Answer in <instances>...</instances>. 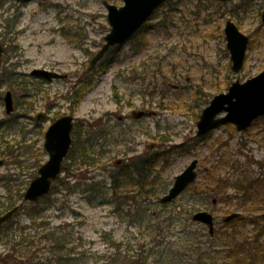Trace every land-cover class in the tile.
<instances>
[{
    "label": "rangeland",
    "instance_id": "obj_1",
    "mask_svg": "<svg viewBox=\"0 0 264 264\" xmlns=\"http://www.w3.org/2000/svg\"><path fill=\"white\" fill-rule=\"evenodd\" d=\"M105 2L123 5L122 0H0V41L6 46L0 60V146H12V155H0L5 159L0 213L9 200L21 203L20 194L48 160L44 134L54 119L74 117L77 150L64 162L72 175L63 172L48 198L35 207L25 204L10 221L8 237L0 233L3 256L10 237L24 236L34 264H159L168 247L181 251L189 232L206 240L207 226L176 220V207L193 203V187L207 192L213 178L235 181L245 170L264 172V116L244 131L225 124L205 138L196 137L200 114L215 95L264 70V0H169L146 23L144 37L115 47L92 66L110 31ZM228 20L251 37L238 73L232 70L224 34ZM35 69L66 77L48 81L32 75ZM7 91L15 106L9 115L3 98ZM75 92L80 96L77 103ZM133 110L154 114L136 123ZM39 113L50 121L37 122ZM122 115L127 119L119 124ZM83 148L93 152L98 163H81ZM142 152L160 156L154 167L157 193L151 197L143 194L146 186L125 184L126 176L115 166L123 159L131 170V159ZM194 159L199 161L196 182L172 204L161 205L159 198ZM116 177L123 186L118 191ZM228 186L229 197L212 194L196 209L215 216L219 248L220 237L231 230V223H223L226 216L264 212L262 205L245 203L236 188ZM141 206L149 213L142 214ZM170 215L176 224L165 228L163 216ZM154 219L160 224L154 225ZM253 229L251 223L242 226L248 235Z\"/></svg>",
    "mask_w": 264,
    "mask_h": 264
},
{
    "label": "water",
    "instance_id": "obj_2",
    "mask_svg": "<svg viewBox=\"0 0 264 264\" xmlns=\"http://www.w3.org/2000/svg\"><path fill=\"white\" fill-rule=\"evenodd\" d=\"M16 1L29 2L32 0ZM123 1L125 4L120 7L105 2L111 29L105 36L104 45L93 57L92 65H96L110 48L124 44L130 39L149 20L155 10L167 0ZM262 20L264 21V10ZM224 33L227 48L231 55L232 69L234 72H240L245 64L250 37L242 32L232 20L226 22ZM5 51L6 48L0 41V59ZM32 74L49 81L53 78L65 77L43 69H35ZM4 100L7 113H12L14 111V101L11 91L6 93ZM223 113L226 114L221 116ZM150 114L151 112L141 111L138 116ZM261 116H264V71L245 82L237 80L231 84L227 92L215 95L210 104L202 111L200 120L197 123V136H204L215 128L228 123L235 124L239 131H244ZM36 119L42 123L48 121L45 113H39ZM73 127L74 117L72 115L62 116L48 127L45 133L44 148L48 152L49 159L40 167L38 176L31 181L27 188L24 194L25 202H37L51 191L52 184L61 174L63 162L72 147ZM4 164L5 160L0 159V168ZM197 165L198 160L195 159L181 174L176 176L173 186L160 199V203L168 204L174 201L197 179ZM216 201L214 200V203ZM19 208L20 206H16L1 215L0 226L11 220ZM238 216V213H233L225 218V222H229ZM193 219L207 225L210 234H214L215 217L212 213L201 210L193 215Z\"/></svg>",
    "mask_w": 264,
    "mask_h": 264
},
{
    "label": "trees",
    "instance_id": "obj_3",
    "mask_svg": "<svg viewBox=\"0 0 264 264\" xmlns=\"http://www.w3.org/2000/svg\"><path fill=\"white\" fill-rule=\"evenodd\" d=\"M145 26L146 24L135 34L134 38H137L138 36L144 37ZM76 94L77 93L75 92V103H77L80 98V96L77 94L78 99H76ZM3 126L4 122L0 121V128ZM181 146L183 145L178 146V148ZM11 147L12 146L8 144H6L4 148H1L0 146V155L5 157L12 155ZM76 151L75 142H73L69 156L76 155ZM159 157V154L156 153L137 155L131 159V170H129V167L125 165L120 169L118 174L120 173L126 176L128 181H125V184H127L129 181H132L139 187L143 188L146 186V190H144L143 194H145L146 197H151L157 193V188L155 185L156 181L157 183L159 182V180H157L159 175L154 170V167L156 166ZM79 161L83 164L95 165L98 163L99 158L87 148H83L79 154ZM260 164L262 167V163ZM62 171L66 172L68 175H72L73 173L71 168H69V166L66 167L65 164L63 165ZM57 181H60V177L56 180V182ZM55 183L53 188L56 187ZM120 183L121 182H119L118 177L114 178V188L116 191L121 190L120 188L123 187ZM209 185L210 187L207 192L200 190L198 187H193V190L190 192V197H192L193 203H191L190 208L186 207L185 209L178 205V207L175 209L176 214H178L176 220L180 219L185 222L190 221L192 223H196L192 220V215L196 211L201 199L207 200L212 194L220 196V198L229 197L228 185H232L234 188H236L237 192L243 197L242 199L245 201V203L257 202L259 205H262V209H264V172L253 173L252 171L245 170L235 181L223 177L218 179L213 178ZM92 191L98 192V189L93 187ZM23 195V193L20 194L21 199L23 198ZM44 198H48V195ZM90 202L92 203L94 200H90ZM135 202L137 203V199H135ZM16 205V201L9 200V203L6 205L7 209L4 212L10 210ZM29 205L33 207L36 206L35 204ZM149 210L150 209L147 207L144 208L141 206L142 214L149 213ZM37 212L35 211V213ZM2 213H0V215ZM263 213L257 216L240 215L239 217L233 219L230 223H237V225L233 226L230 224V233H226L225 236H222L219 239L220 243L222 244V248L217 246L216 233L214 236L204 234L206 240L205 242H202L200 239V237H203L201 236L202 234H199L200 236H198V233L196 232H189L186 238L183 239L184 243L180 252L179 250L174 249V246H170L168 249H166L165 254L161 253L162 258H164L162 262L165 261L166 264H264ZM174 220L175 216L170 215L166 218L163 216V221L165 222L164 227L172 228V226L176 224ZM9 223L10 221L0 227V233L4 232V237L9 236V231L11 230ZM154 223V225L160 224L158 219H154ZM247 223L254 225L251 235L244 233L242 230V226ZM159 233H162V228L159 229ZM6 243L9 245L8 252L4 256L0 254V264H34L33 253H29L30 251L27 250L30 248V244L26 241L24 236L20 240H17L15 237H10V240ZM60 244L63 245L64 243L60 242ZM146 260L147 258L145 257L143 263L147 262ZM71 263L72 262H68L67 264Z\"/></svg>",
    "mask_w": 264,
    "mask_h": 264
},
{
    "label": "flooded vegetation",
    "instance_id": "obj_4",
    "mask_svg": "<svg viewBox=\"0 0 264 264\" xmlns=\"http://www.w3.org/2000/svg\"><path fill=\"white\" fill-rule=\"evenodd\" d=\"M136 111H140V110H133V112H132V115H133V118H134V122H139V121H142V119L143 118H147V117H145V116H141V117H139L138 116V112H136ZM124 119H127V118H125L124 117V115H122V116H119V118H118V123L119 124H121L123 121H124ZM142 153H145V152H142ZM117 163V165L120 167L121 165H122V160H119V161H117L116 162ZM124 167V166H123ZM119 169H121V168H119Z\"/></svg>",
    "mask_w": 264,
    "mask_h": 264
},
{
    "label": "bare ground",
    "instance_id": "obj_5",
    "mask_svg": "<svg viewBox=\"0 0 264 264\" xmlns=\"http://www.w3.org/2000/svg\"><path fill=\"white\" fill-rule=\"evenodd\" d=\"M23 28H24V27H23ZM23 28H21V30H20L21 32H23V30H24ZM42 38L45 39V38H47V36H46V35H43Z\"/></svg>",
    "mask_w": 264,
    "mask_h": 264
}]
</instances>
